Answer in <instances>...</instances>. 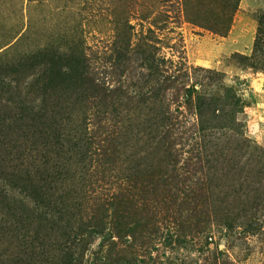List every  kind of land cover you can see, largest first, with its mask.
I'll list each match as a JSON object with an SVG mask.
<instances>
[{"label":"rangeland","instance_id":"1","mask_svg":"<svg viewBox=\"0 0 264 264\" xmlns=\"http://www.w3.org/2000/svg\"><path fill=\"white\" fill-rule=\"evenodd\" d=\"M263 17L264 0H0V190L17 201L38 184L65 223L97 214L101 200L136 178L168 174L177 191L203 189L201 200L187 212L157 188L145 207L152 228L142 235L134 224L130 244L111 246L108 264H264ZM146 39L172 70L183 72L185 63L186 86L197 89L189 101L175 90L169 109L161 107V117L172 113L157 131L160 143L147 124L157 118L122 98L90 107L80 94L60 92L49 102L58 128L46 136L33 114L20 111L37 98L40 72L24 60L47 49L83 52L99 79L141 86ZM86 126L90 137L108 138L104 154L77 150ZM2 203L0 264H55V251L24 240L39 228L45 234L41 210L22 207L30 219L18 226L21 210ZM88 239L90 252L102 247L100 235Z\"/></svg>","mask_w":264,"mask_h":264},{"label":"trees","instance_id":"2","mask_svg":"<svg viewBox=\"0 0 264 264\" xmlns=\"http://www.w3.org/2000/svg\"><path fill=\"white\" fill-rule=\"evenodd\" d=\"M149 31L151 30L149 29ZM262 35H264V23L262 28H260L259 40H264ZM129 51L127 49L126 53ZM122 57L123 54L120 53L118 58ZM29 63L33 67L34 63H37L40 68V72L36 74L37 78L35 80L38 96L32 102V105L27 106L29 103L23 102L19 106L20 111L22 110L23 113L33 114L34 120L40 124L39 129L42 136H46L49 132H53L58 128L54 117H59L60 115L59 112L53 113L50 110L54 109L53 107H49L50 99L60 92L69 93L73 91L81 95V102L91 103L90 107L92 105L96 106V102H100L98 104H102L103 107H106L107 103H112L113 105L116 104L115 100L118 98L119 100L122 98L121 102L125 100L132 104L139 103L144 105L147 112L146 118H157L154 124L153 121H147V124L150 126L152 132L156 134L155 140L158 138V142L160 143V136H157V131L161 129V122L168 125V120L172 113L168 111V117V114L161 117V107L166 105V108L169 109L172 103L170 98L175 90L184 89L186 101L192 98L193 92H197L195 86H186L185 79L189 78L190 71H188L189 68L186 67L185 63L181 65L182 70H184L183 72L181 69L177 71L172 70L176 66L173 61L165 55H158L157 48L151 45L147 39L143 56L145 73L141 75V79L143 80L141 86L126 87L121 84L119 86H112L108 82L99 79L92 72L86 55L83 52L71 50L69 53H58L47 49L31 56L30 59L24 60L21 66L25 67ZM5 81L0 75V84H4ZM55 113L56 115H53ZM84 113H86V110ZM228 119L231 124L235 121H233V118ZM19 121H22V118ZM99 122L107 128L106 121L104 123L102 121ZM87 129L86 126L79 143H76L80 145L77 149L80 151L79 153L83 156L87 155V153L94 155L104 154L108 138L100 139L102 138L101 135L95 136L96 139L94 136L90 137ZM54 137L59 141L60 136L56 134ZM246 141V139H241L242 146H248ZM137 179L131 182L132 185L129 186V189L116 191L107 197V199L101 200L96 208L97 214H99V211L102 212L101 218H98L97 214L86 217L82 215L79 217L71 216L73 219L70 218V221L66 220L64 223L61 218L63 213L59 208V204L43 187L35 183H30L29 187L21 190L20 194L23 195V199L21 200L16 201L14 195L12 197L8 196L10 197L9 199L6 197L8 193H3L2 190H0V200L3 201V205H6L8 211L11 209L16 210V207L18 210H21L22 215L19 217L20 222L18 226H23V223L30 219V212L26 208H31L32 206L36 212L41 210L39 215L41 221L45 224V234L42 231L44 228H39V230L34 231V236H24V240L26 243L30 242L29 246H33L34 250L41 249L44 251L48 247L50 251H55L57 253V262L55 264H108L111 259V253H109L111 246L115 244H119L120 246L130 244L128 239L125 238L129 236L134 237L132 232L129 234L134 224L136 226L134 229H142L139 234H148L152 218H146L145 207L148 204V198L158 194L157 188H166L165 194L169 200L175 203L180 210L185 209L187 212L202 197L203 189L201 188L195 189L192 187L188 190L177 191L170 181L168 174L145 175L143 180ZM12 201L14 205H21L10 207ZM22 207L26 208L22 210ZM26 210L27 213H24ZM230 214L231 211H228L226 216ZM4 222L7 224L6 220ZM225 228L231 229L233 226L230 222H227ZM95 234L101 236L103 240L101 243L102 247L99 250L90 252L91 242L88 238ZM114 237L118 238L119 243L112 242Z\"/></svg>","mask_w":264,"mask_h":264}]
</instances>
